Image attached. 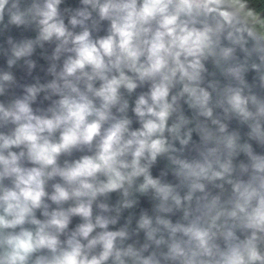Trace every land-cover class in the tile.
I'll return each mask as SVG.
<instances>
[{
    "label": "clouds",
    "instance_id": "9594fccd",
    "mask_svg": "<svg viewBox=\"0 0 264 264\" xmlns=\"http://www.w3.org/2000/svg\"><path fill=\"white\" fill-rule=\"evenodd\" d=\"M0 264H264V0H0Z\"/></svg>",
    "mask_w": 264,
    "mask_h": 264
}]
</instances>
